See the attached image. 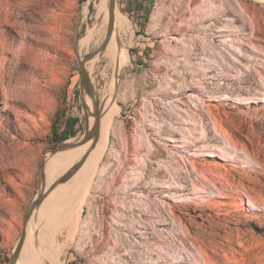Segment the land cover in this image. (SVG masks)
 Instances as JSON below:
<instances>
[{"label": "rangeland", "instance_id": "374dc122", "mask_svg": "<svg viewBox=\"0 0 264 264\" xmlns=\"http://www.w3.org/2000/svg\"><path fill=\"white\" fill-rule=\"evenodd\" d=\"M98 2L0 0V264L52 179L30 234L52 264H264V0H153L146 22L115 0L130 61L85 64L115 130L98 161L41 178L87 129L79 62L106 36Z\"/></svg>", "mask_w": 264, "mask_h": 264}, {"label": "bare ground", "instance_id": "6f19581e", "mask_svg": "<svg viewBox=\"0 0 264 264\" xmlns=\"http://www.w3.org/2000/svg\"><path fill=\"white\" fill-rule=\"evenodd\" d=\"M107 4H108V0H99L97 5H95L96 6V19L98 21V23L96 25L100 24L101 27L106 26L108 23L109 15H108ZM156 23H157V21H156ZM128 24L129 23H128L127 18L125 16H123V14H121L117 10H115V13H114V29L112 32V36H111L110 40L108 41V44L105 48V53L108 56H110L111 61L113 62L112 64L115 66V71H116L115 74L116 75H118L122 71V69H124V67H126L128 65V62L130 61V60L128 61V59H129L128 52L126 49H124L120 45V43H119L120 41H119V37H118L119 36L118 32L121 30L125 31ZM93 33H96V31L93 32V30L92 31L90 30L86 33L85 36L87 37L88 41H91ZM80 42H83V40H81ZM106 54H105V56H106ZM98 56L99 55L97 54L94 57L95 61L97 60ZM129 66H131V65L129 64ZM115 84H117V80H116ZM83 99H84V103L86 105V111H85L86 112L85 114L87 117L86 118V126L88 129H90L92 127L94 121H95V117L93 115L94 108L92 107L93 106L92 100L87 95L84 94ZM114 106H115L114 105V99L112 98L111 94H109L108 96L103 98L101 105H100V108H99V124H100L99 136H98V140H97V142L93 148H90L91 142H89L83 146L58 151L55 154L50 155L49 157H46L48 155L45 156V158H44V172H45L46 179H47V180H45V182L47 181V183H48V180L51 178L52 175H54L56 173L57 169L58 170L59 169L65 170V168L68 165V163L70 162V160L74 157H78L80 155L86 154L87 157L89 159H91L93 162H94V160L98 161L101 158L102 153L104 151V148L106 147L107 142L109 140L110 134H108V131H109L110 127L113 126L111 131L115 130ZM112 122H113V125H112ZM78 140H80V138ZM76 142L77 141L73 142L72 140H69L66 143L74 144ZM56 175H58V174H56ZM54 186H55V181H53V179H52L49 182L48 192L46 190V185L44 187V190H43L44 199L41 202V204L39 205V207L37 209H35L34 212H32V215H31V217H30V219L26 225L25 238H24V241L22 243L16 264H52L48 260H45L41 255V254H46V249H45L44 245L42 244L43 243L42 237H41V241L39 239L40 243L42 242L40 244V245H42V247L40 246V248H37V247L33 248L34 245L35 246L37 245L36 244L37 242L33 241V238H32L33 235L31 236L30 234H31V230L33 227L32 220L34 219L37 226H38V223H41V221L43 219L45 207L50 202L49 195L51 194V191H52ZM46 198H47V200H46ZM35 229H36V227H35ZM39 231H40V229H39ZM38 237H40V236L38 235Z\"/></svg>", "mask_w": 264, "mask_h": 264}, {"label": "water", "instance_id": "95a60500", "mask_svg": "<svg viewBox=\"0 0 264 264\" xmlns=\"http://www.w3.org/2000/svg\"><path fill=\"white\" fill-rule=\"evenodd\" d=\"M108 25H107V32H106V36L105 39L103 41V43L101 44V46L94 52L87 54L83 57L82 60H80L79 62V68H80V89H81V94H82V107L84 109V112L86 111V105L84 103V99H83V95H87L91 100H92V105L94 108V117H95V121L92 125V127L90 129H86V132L84 133V138L79 142V144L77 145L76 143L74 144H68L66 142L62 143L61 145H59L56 149L52 150L50 152L51 155L55 154L58 151H62L65 149H70V148H74V147H78V146H83L89 142H91L90 148H93L98 140V136H99V129H100V124H99V109L96 106L95 103V99H94V92L92 89V85L89 79V76L85 70V64L90 61L92 58H94L97 54H99L100 52H102L107 44L108 41L110 40L111 36H112V32L114 29V13H115V0H108ZM86 113V112H85ZM86 114H85V119H86ZM80 162L75 166V168L73 169V171L71 173H68L66 175H64L58 183H64L66 180H68V178L72 175L73 172H75L79 166H80ZM44 159L42 161V165H41V171H40V176L42 179H44ZM44 196L40 195L37 199H35L29 209V212L27 213L26 217L24 218L23 221V229H22V235L20 237V240L18 242V245L16 247V249L13 252V255L9 261V264H16L17 260H18V256H19V252L22 246V243L24 241L25 238V234H26V225L32 215V212L34 211V209L36 207H38L41 202L43 201Z\"/></svg>", "mask_w": 264, "mask_h": 264}, {"label": "trees", "instance_id": "16d2710c", "mask_svg": "<svg viewBox=\"0 0 264 264\" xmlns=\"http://www.w3.org/2000/svg\"><path fill=\"white\" fill-rule=\"evenodd\" d=\"M146 6H143L140 5L139 1L138 0H134V14L136 15H142L143 16V20L144 22H146L148 19H149V15H150V12H151V8H152V5H153V0H146ZM75 134L74 132H71V133H68L66 136H64L63 138H60L59 139V142H62L70 137H74Z\"/></svg>", "mask_w": 264, "mask_h": 264}]
</instances>
